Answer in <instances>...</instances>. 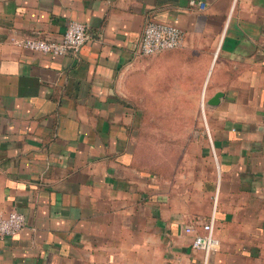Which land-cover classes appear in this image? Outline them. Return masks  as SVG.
I'll use <instances>...</instances> for the list:
<instances>
[{
	"label": "crops",
	"instance_id": "0c3cea01",
	"mask_svg": "<svg viewBox=\"0 0 264 264\" xmlns=\"http://www.w3.org/2000/svg\"><path fill=\"white\" fill-rule=\"evenodd\" d=\"M73 19L88 24L77 53L14 43L59 39ZM148 19L178 26L183 44L138 55ZM154 94L205 102L207 127L171 174L136 165L139 104ZM11 209L25 224L0 239V264H264V0H0ZM210 217L220 247L206 258L185 227Z\"/></svg>",
	"mask_w": 264,
	"mask_h": 264
},
{
	"label": "rangeland",
	"instance_id": "374dc122",
	"mask_svg": "<svg viewBox=\"0 0 264 264\" xmlns=\"http://www.w3.org/2000/svg\"><path fill=\"white\" fill-rule=\"evenodd\" d=\"M178 88L169 87L175 94ZM148 96L139 104L141 118L135 134L136 165L155 173L171 174L178 165V159L194 136L192 129L206 128L205 102L178 103L175 101L156 102Z\"/></svg>",
	"mask_w": 264,
	"mask_h": 264
},
{
	"label": "built area",
	"instance_id": "2783aa9c",
	"mask_svg": "<svg viewBox=\"0 0 264 264\" xmlns=\"http://www.w3.org/2000/svg\"><path fill=\"white\" fill-rule=\"evenodd\" d=\"M202 6L203 3L199 2ZM88 38V24L79 20H70L59 39L23 36L16 38L14 43L33 51L51 54L77 53ZM183 44L182 30L171 23L148 19L145 21L137 47L138 55L156 54L162 50L179 47ZM25 224L22 212L11 209L0 210V239L6 235L16 234ZM203 232H196L191 225L186 226L187 232H193L192 246L204 252L205 257L220 247V239L214 233V218L201 225Z\"/></svg>",
	"mask_w": 264,
	"mask_h": 264
},
{
	"label": "water",
	"instance_id": "95a60500",
	"mask_svg": "<svg viewBox=\"0 0 264 264\" xmlns=\"http://www.w3.org/2000/svg\"><path fill=\"white\" fill-rule=\"evenodd\" d=\"M222 95L221 91L215 92L210 98H208L207 102L209 104H216L219 100V97Z\"/></svg>",
	"mask_w": 264,
	"mask_h": 264
}]
</instances>
